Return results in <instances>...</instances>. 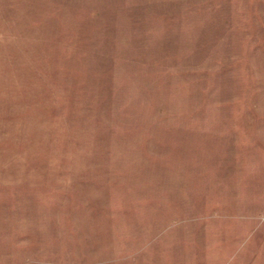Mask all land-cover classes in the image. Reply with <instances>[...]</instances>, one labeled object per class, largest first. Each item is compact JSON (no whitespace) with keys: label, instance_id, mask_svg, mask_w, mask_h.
<instances>
[{"label":"rangeland","instance_id":"1","mask_svg":"<svg viewBox=\"0 0 264 264\" xmlns=\"http://www.w3.org/2000/svg\"><path fill=\"white\" fill-rule=\"evenodd\" d=\"M0 264H264V0H0Z\"/></svg>","mask_w":264,"mask_h":264}]
</instances>
